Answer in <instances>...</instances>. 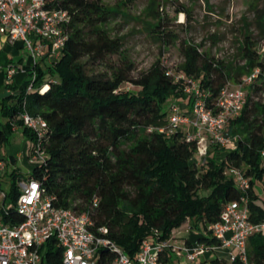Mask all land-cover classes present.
I'll use <instances>...</instances> for the list:
<instances>
[{"label":"trees","instance_id":"trees-1","mask_svg":"<svg viewBox=\"0 0 264 264\" xmlns=\"http://www.w3.org/2000/svg\"><path fill=\"white\" fill-rule=\"evenodd\" d=\"M54 2L70 16L59 58L51 60L46 52L41 62L23 66L25 75L18 83L8 80L0 90V117L6 118L0 122V144L8 143L15 126L31 141L26 148L29 159L37 142L44 152L41 161L31 162L34 165L26 178L16 169L5 173L10 187L2 202L8 201L10 206L0 207L3 222L13 224L23 219L15 208L17 182L35 179L44 195L55 198L56 206L88 213L94 229L105 226V236L130 258L143 239L155 238L156 231L160 239H166L186 221L197 241L216 245L208 226L218 219L225 204L241 196L232 177L225 173L231 167L249 179L250 220L264 219V208L256 203L259 196L254 190L256 182L264 183V157L260 154L264 150V58L259 56L252 36H243L239 53L244 63L236 66L203 51L202 44L180 40L167 30L165 18L158 12L153 15L154 22L145 25L164 48L180 41L183 60L178 69L196 79L207 94V107L213 106L228 80L237 82L259 69L245 105L228 125L229 134L236 138L235 146H212L204 161L196 164V141H187L183 132L166 136L156 130L168 123L170 100L191 105L184 82L165 74L161 58L136 77L131 75L133 65L122 57L118 65L105 71L95 69L96 65H106L111 55L121 53V38L112 36L108 28L118 9L108 7L104 0ZM178 11L186 13L184 8ZM216 38L210 37L212 41ZM3 57L6 54L0 51L1 67L6 65L1 64ZM124 83L137 91L121 89ZM43 84L47 89L40 92ZM23 113L46 121V132L39 140L23 125ZM150 127L153 129L148 130ZM42 250V264H61V249L53 241L45 243ZM246 258L249 264H264V234L248 238ZM164 261L182 264L173 256H165ZM206 262L243 264L217 256L187 264Z\"/></svg>","mask_w":264,"mask_h":264},{"label":"built area","instance_id":"built-area-1","mask_svg":"<svg viewBox=\"0 0 264 264\" xmlns=\"http://www.w3.org/2000/svg\"><path fill=\"white\" fill-rule=\"evenodd\" d=\"M69 19V13L58 8L54 0H0V36L19 40L33 64L41 60L46 52L51 60L59 58L67 40L65 28ZM162 60L165 74L176 82H184V92L190 95L191 105L188 106L183 100H170L168 123L156 130L166 136L183 132L187 141H196L195 157L199 161L194 159L196 164L204 161L212 146L224 149L235 146L236 138L229 134L228 125L245 105L248 88L257 78L259 69L244 74L237 82L228 80L213 100V106L207 107V94L196 79L178 68L166 65ZM22 71L23 67L10 65L5 70V76L11 79ZM127 85L134 87L132 84ZM46 86L43 84L39 91L43 92ZM21 117L23 125L35 133L37 140L45 134L47 124L44 119L27 113ZM178 125L185 126L186 130L178 128ZM260 154L264 157V150ZM43 156L44 152L37 142L30 161H41ZM5 170L6 163L0 158V178L4 176ZM225 173L232 177L241 196L225 204L218 219L208 226L209 235L218 244L192 243L184 236L182 246L177 247L170 237L160 239L156 231L155 238L142 240L133 258L105 236V226L94 229L88 213L56 206L55 198L44 195L37 180L21 179L17 182L19 194L15 208L23 219L9 224L0 217V264H42V248L49 241L61 249V264H168L164 261L165 256L189 263L207 259V255L219 250L226 252L228 262L239 260L249 264L246 258L248 238L253 234H264V219L260 222L250 220L246 195L249 179L237 168H228ZM0 196L3 201L5 193L1 190ZM93 201L95 204L96 199ZM185 232H190L189 226ZM102 255L106 259L107 255H111V259L101 260Z\"/></svg>","mask_w":264,"mask_h":264},{"label":"rangeland","instance_id":"rangeland-1","mask_svg":"<svg viewBox=\"0 0 264 264\" xmlns=\"http://www.w3.org/2000/svg\"><path fill=\"white\" fill-rule=\"evenodd\" d=\"M104 2L108 7L118 9L119 13L110 20L108 28L112 36L121 38V53L108 57L106 65H96L97 70L105 71L110 65H118L121 57L133 65L131 75L134 77L148 70L159 58L164 59L166 65L178 68L183 60L180 41L164 48L155 40L153 33L146 29V23L154 22L153 15L156 12L165 18L167 30L174 32L180 40L185 38L194 44H202L203 51L236 66L244 63L239 53L243 36H252L259 56L264 58V0H155L153 5L151 0H104ZM182 8L186 13L178 11ZM211 36L217 38L212 41ZM1 44L2 41L0 46ZM21 51L26 56V50ZM43 68L45 69V64ZM121 89L137 91L136 87H131L127 83L122 84ZM1 118L6 121L5 117ZM178 128L186 130L183 125H178ZM15 130L16 133L13 134L12 131L9 135L8 143L0 144V158L6 163L5 173L16 169L22 173L23 178H26L34 164L25 152L23 145L25 136L22 135L21 139L20 129ZM233 147L231 145L229 148ZM211 149L210 147L208 151ZM194 159L199 163L198 158ZM0 181L1 191L7 194L10 187L8 175L4 174ZM254 188L258 192L259 201L264 204V183L256 182ZM3 205L10 206L8 201L3 204L0 196V207ZM188 226L190 223L186 221L171 231L169 237L174 246L181 247L184 236L192 243L197 241L194 230L186 234ZM219 256L225 257L226 253L220 250ZM201 260L206 259L197 261ZM181 261L182 264H187L184 260Z\"/></svg>","mask_w":264,"mask_h":264},{"label":"crops","instance_id":"crops-1","mask_svg":"<svg viewBox=\"0 0 264 264\" xmlns=\"http://www.w3.org/2000/svg\"><path fill=\"white\" fill-rule=\"evenodd\" d=\"M0 41H2V44H1L2 46H0V51L4 52L6 54V57L1 58V64H6V65L4 67L0 66V90H2L4 84L6 82H8V80H13L15 83H18L23 78V76L25 75V71L17 72L13 77H11V79H7L5 76V70L8 66L11 65V66H16V67H19V66L23 67L24 65H33V63H32L33 61H32V58L29 56L27 51H26V56H24L22 54L21 50L24 48H23L22 43L20 41H16V40L13 41V40H10L9 38L2 37V36H0ZM18 42H20L21 44H19ZM39 61L41 62V60H39ZM0 122H5V120L0 117ZM17 128L20 129L19 131L21 132V139H22V135H23L22 130L20 127H17ZM12 131H13V134L16 133L15 128H13ZM11 142H12V140H11ZM30 143H31V141H29L27 139L23 140L25 152H26L27 146ZM254 190H255V188H254ZM255 192L258 194V192L256 190H255ZM256 203L259 206H261L262 208H264V204H262L259 201V199L256 201ZM186 238H188V237H186ZM219 251L212 253L210 255H207L206 258L208 259L209 256L210 257L217 256L218 258L227 259L226 256L225 257L219 256Z\"/></svg>","mask_w":264,"mask_h":264},{"label":"bare ground","instance_id":"bare-ground-1","mask_svg":"<svg viewBox=\"0 0 264 264\" xmlns=\"http://www.w3.org/2000/svg\"><path fill=\"white\" fill-rule=\"evenodd\" d=\"M47 89V86L44 88L43 92Z\"/></svg>","mask_w":264,"mask_h":264}]
</instances>
